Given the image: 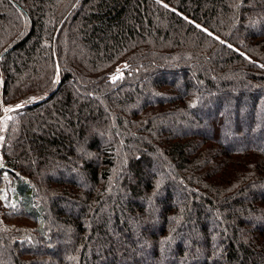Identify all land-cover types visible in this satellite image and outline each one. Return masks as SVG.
I'll list each match as a JSON object with an SVG mask.
<instances>
[{
    "label": "trees",
    "instance_id": "16d2710c",
    "mask_svg": "<svg viewBox=\"0 0 264 264\" xmlns=\"http://www.w3.org/2000/svg\"><path fill=\"white\" fill-rule=\"evenodd\" d=\"M263 101L264 0H0V264H264Z\"/></svg>",
    "mask_w": 264,
    "mask_h": 264
},
{
    "label": "rangeland",
    "instance_id": "374dc122",
    "mask_svg": "<svg viewBox=\"0 0 264 264\" xmlns=\"http://www.w3.org/2000/svg\"><path fill=\"white\" fill-rule=\"evenodd\" d=\"M256 28H254L253 31H255ZM173 78H175V77H173ZM77 89L78 88L75 87V90H77ZM259 94H260V92L257 91L256 92V95H259ZM248 101H251V100L249 99ZM219 104H221V102H218L215 105H213V108L214 109H217V110L224 111L225 114L227 115L226 117H232V118L236 116V114H237L238 111L241 114H243V115L246 114V113H248V112H250L249 108L251 106L250 104L246 103L245 100H243V99L239 102L238 105H236V102L228 103L226 101H223V104L222 105H219ZM218 107H220V108H218ZM8 108H10V105H5L4 106V110H6ZM203 111H204V113L206 112V107L203 108ZM205 114L207 116V112ZM200 115H202V114H200ZM255 117L257 118V121H263L264 122V101L262 102V105L257 108V111L255 113ZM5 126H6V123L3 122L2 127H1V130H0V139L4 135V130H5L4 128H5ZM204 130H206V128H204ZM245 137H247L246 140H250V141H253V142H256V143H259V144L264 145V136L261 133L260 134L259 133H257V134L254 133L253 136H250V135H247L246 136L245 135ZM239 141H237V142H239ZM2 165L3 164H2V155H1V147H0V167ZM62 171H63V169L62 168L60 169V167H58V170L52 172V174H53V176H56V175H58L59 172H62ZM78 172H79V170L78 169L76 170L74 168H70V170L65 169V171H64L65 175L66 174L76 175V173H78ZM2 175H3V178L2 179L5 181V182L3 181L4 182V185L7 183V181L11 182L12 176L7 175L6 172L4 174H2ZM172 191H173V194L175 196H177L180 193L181 190H180V188L178 186H175V188L174 187L172 188ZM163 194H164V192L162 191L161 192V195L159 197H162ZM64 206L66 208H70L72 205L71 204H64ZM210 221H211L212 224H215V222L212 219H210ZM11 226L12 225H9V227H11ZM112 233H114V230H113ZM95 252H97V251H95Z\"/></svg>",
    "mask_w": 264,
    "mask_h": 264
},
{
    "label": "water",
    "instance_id": "95a60500",
    "mask_svg": "<svg viewBox=\"0 0 264 264\" xmlns=\"http://www.w3.org/2000/svg\"><path fill=\"white\" fill-rule=\"evenodd\" d=\"M119 77V74H117L116 76H115V79H117Z\"/></svg>",
    "mask_w": 264,
    "mask_h": 264
},
{
    "label": "snow or ice",
    "instance_id": "6c2138e0",
    "mask_svg": "<svg viewBox=\"0 0 264 264\" xmlns=\"http://www.w3.org/2000/svg\"><path fill=\"white\" fill-rule=\"evenodd\" d=\"M6 111H7V109H6Z\"/></svg>",
    "mask_w": 264,
    "mask_h": 264
}]
</instances>
